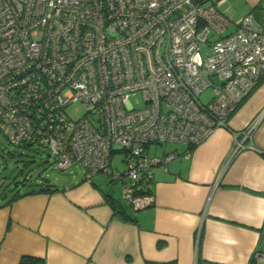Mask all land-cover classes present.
<instances>
[{"label":"built area","instance_id":"1","mask_svg":"<svg viewBox=\"0 0 264 264\" xmlns=\"http://www.w3.org/2000/svg\"><path fill=\"white\" fill-rule=\"evenodd\" d=\"M206 1L0 0V131L88 179L124 152L121 198L149 205L152 167L178 156L150 145L200 144L264 78V31L248 14L226 32L225 0ZM243 146L235 139L228 158Z\"/></svg>","mask_w":264,"mask_h":264},{"label":"crops","instance_id":"2","mask_svg":"<svg viewBox=\"0 0 264 264\" xmlns=\"http://www.w3.org/2000/svg\"><path fill=\"white\" fill-rule=\"evenodd\" d=\"M218 8L228 32L248 14L264 31V0ZM227 122L196 146L165 142L179 146L153 152L178 156L152 167L153 198L142 208L115 198L108 174L88 179L83 168L50 182L54 191L1 193L0 264L24 255L44 264H264L254 256L264 255V78ZM235 139L244 146L228 158Z\"/></svg>","mask_w":264,"mask_h":264},{"label":"rangeland","instance_id":"3","mask_svg":"<svg viewBox=\"0 0 264 264\" xmlns=\"http://www.w3.org/2000/svg\"><path fill=\"white\" fill-rule=\"evenodd\" d=\"M211 1L215 0H208L204 4H209ZM228 31L226 30V32ZM208 97V91H205L200 96L203 101L207 100ZM130 100L136 106L143 104L140 92L133 93L130 96ZM84 112L85 109L79 103L67 109V114L72 118H78ZM177 146L179 145L176 143L152 144L149 147V151L154 154L162 151L164 148ZM124 158V152H118L111 156V172L116 174L122 173L125 170ZM114 173H109L104 176L105 181L110 184L109 186L112 189L114 197L118 198L121 196L122 181H114ZM28 174L31 175V178L25 179ZM39 176L45 177L49 182L62 184L73 176H83V170L80 165L75 164L71 168L61 171L53 164L52 158L49 156L46 148L36 145L23 147L21 145L10 144L0 131V194L5 193L8 196L18 190L31 187L36 188L38 187L39 181L35 182V180H41ZM110 180L114 181V183H110ZM23 182L27 183L26 186L22 184Z\"/></svg>","mask_w":264,"mask_h":264},{"label":"trees","instance_id":"4","mask_svg":"<svg viewBox=\"0 0 264 264\" xmlns=\"http://www.w3.org/2000/svg\"><path fill=\"white\" fill-rule=\"evenodd\" d=\"M31 146H35V145H23V147H31ZM36 146H38V145H36ZM38 147H40V146H38ZM61 171H64V170H61ZM30 178H31V175L28 174V175H26V178L25 179H30ZM36 181H38V180H35V182ZM38 183H39L38 184V187H36V188H32L31 187V188H28V189L26 188L27 190L25 189L22 194L21 193L19 194L18 191L15 192V194L12 196L11 199L16 198V196H23V195H26V194H31V193L40 192V191H47V190L54 191V190L57 189V187H55L52 183H50L49 181H47L45 177H42L41 181L38 182ZM22 184L23 185L25 184V186H26L27 183L23 182ZM113 207H114V209H116L117 208V204L116 205L114 204ZM17 264H44V261H43L42 258L37 257V256L24 255V256H22L20 258V260H19V262Z\"/></svg>","mask_w":264,"mask_h":264}]
</instances>
